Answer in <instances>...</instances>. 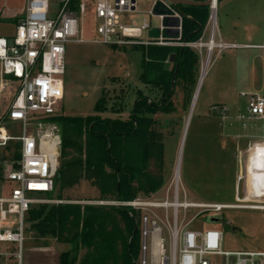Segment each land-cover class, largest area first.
<instances>
[{"label": "rangeland", "instance_id": "rangeland-1", "mask_svg": "<svg viewBox=\"0 0 264 264\" xmlns=\"http://www.w3.org/2000/svg\"><path fill=\"white\" fill-rule=\"evenodd\" d=\"M219 2L216 9L217 40L220 38L219 21L224 13L225 3L256 2L257 5L260 4V16L257 22H253L255 27L231 28V33L237 34L232 41L236 43L264 41V0ZM155 4L156 0H138L136 11L122 14V22L127 25H140L144 18L148 19L151 28L142 31L140 36L142 40L150 38L149 30L160 24L159 17L153 12ZM58 9V0H50L49 15H53ZM85 20L84 36L92 38L95 35L92 28L95 21L92 13H88ZM3 27L9 29L11 33L15 32L12 25ZM209 32L210 26L205 27L204 39L208 38ZM249 35L253 38L249 39ZM141 71L142 52L134 48L133 44L111 45L91 41H68L66 72L63 75L65 94L59 103L57 114L73 116L92 114L95 112L96 102L104 92L108 99V109L101 115L127 118L138 89H143L153 102H158L161 98L159 90L143 84L140 79ZM13 90V88L0 90V115L6 112L13 98ZM249 91L264 93V47L238 44L237 47L225 49L220 53L215 49L192 112L190 110L193 97L189 105L185 106L184 95L178 89L176 96L173 97L176 110L169 114L162 112L153 114L161 121L165 144L166 179L165 184L154 195L164 198L168 194L172 198L177 167L181 200L239 205L237 208L223 209L217 214H214V211H203L191 222V225L201 229L208 227L221 229L222 250L264 249V209L248 207L264 205L259 186V170L261 160H264V119L248 115L247 98L241 93ZM215 104L224 106L226 110L214 112L211 107ZM119 109L123 110L116 113L115 111ZM5 124L10 133L22 134L21 121L9 120ZM24 126L25 133L35 137L38 133L60 134L59 125L52 117L32 114ZM12 153L14 147L7 150L0 148V180L12 168ZM16 163L17 160H13V164ZM7 186H14V182L8 183ZM68 193L70 199L55 197L54 199L80 203L98 201L89 199L95 190L85 182L70 189ZM179 211L181 221L184 211L191 219L197 209L181 208ZM158 212L164 217L163 210ZM169 213L171 215V209ZM217 215L221 216V221L212 222L210 218ZM160 224L163 226L165 246L169 251L170 232L166 226ZM68 248V244L60 243L53 237L36 240L28 227L24 241V264H58V255ZM10 249L17 250V244L0 242L1 252ZM84 252L85 249L81 254ZM210 259L213 264H225L223 255H212ZM140 260L141 254L138 264ZM1 262L0 259V264Z\"/></svg>", "mask_w": 264, "mask_h": 264}, {"label": "built area", "instance_id": "built-area-1", "mask_svg": "<svg viewBox=\"0 0 264 264\" xmlns=\"http://www.w3.org/2000/svg\"><path fill=\"white\" fill-rule=\"evenodd\" d=\"M158 0H156L157 2ZM72 2L76 5L72 7ZM138 0H58L59 9L50 14V0H28L24 17L11 37L0 36V90L14 89L10 104L0 115V148L11 140L21 144L20 158L0 180V242L17 244V250L0 251L1 264H24V241L27 232V212L33 204L61 202L41 195L52 192L59 166L60 134L45 133L35 137L25 133V123L32 114L42 117L58 113V106L65 94L63 75L66 72V43L96 42L111 45L158 44L188 46L200 56V72L209 67L215 49L221 51L237 47V43L216 39L217 4L210 5L207 39L203 34L196 40L182 39L183 16L168 2L164 3L174 16L180 18L177 37L140 38L143 30L151 28L148 19L140 25L122 22V14L137 10ZM88 13L94 18L95 35L84 36ZM161 20L163 15L158 16ZM136 31H139L137 33ZM205 50V57L203 58ZM247 98L246 108L250 117L264 119V93L242 92ZM214 112L224 111L217 104ZM21 121L23 132L10 133L6 122ZM14 182V186H7ZM94 203H106L98 200ZM129 205L142 211L140 264H213L210 256L223 255L225 264H264V249L222 250L223 231L217 227L198 228L191 225L203 211L214 214L226 208H237L234 203L190 202L179 198V175L175 168L172 198L156 195H138L130 201H107ZM197 209L192 218L185 214L179 221L180 209ZM171 209V215L169 210ZM158 210L164 211V217ZM162 223L170 232L171 245L167 251ZM149 254V258H148Z\"/></svg>", "mask_w": 264, "mask_h": 264}, {"label": "trees", "instance_id": "trees-1", "mask_svg": "<svg viewBox=\"0 0 264 264\" xmlns=\"http://www.w3.org/2000/svg\"><path fill=\"white\" fill-rule=\"evenodd\" d=\"M178 8L184 14L182 39H198L207 25L210 6L179 4ZM133 47L142 52L141 81L159 90L160 100L153 102L138 89L127 118L109 117L101 115L108 109L102 92L92 114L48 116L59 125L61 149L54 190L42 197L70 199L68 191L85 182L95 190L90 200L130 201L138 195H153L165 184L163 131L153 114L174 112L178 89L185 106L189 105L200 75V56L188 46ZM173 53L176 58L169 61ZM11 147V160H18L20 142L11 140L4 149ZM26 219L27 230L36 240L53 237L69 245L58 255V264H138L140 209L110 203L45 202L33 204Z\"/></svg>", "mask_w": 264, "mask_h": 264}, {"label": "crops", "instance_id": "crops-1", "mask_svg": "<svg viewBox=\"0 0 264 264\" xmlns=\"http://www.w3.org/2000/svg\"><path fill=\"white\" fill-rule=\"evenodd\" d=\"M27 2L28 0H0V36L11 37L15 33H11L9 29L3 26L12 25L16 30V26L24 17ZM219 4L220 2H218L217 5L219 6ZM259 5L260 4L257 5L256 2L225 3V7L223 9L224 13L219 21V37L222 38L224 41L236 43L235 41H232V38H236L237 34L231 33V28H237L238 26H241L240 28H242V26H244L248 29H251V27H255V25H253V22H257L258 17L260 16ZM170 33L173 34V32L171 31ZM152 34H156V32L153 31ZM248 38L252 39L253 37L249 35ZM237 44L250 47H264V41L259 43L240 42Z\"/></svg>", "mask_w": 264, "mask_h": 264}, {"label": "water", "instance_id": "water-1", "mask_svg": "<svg viewBox=\"0 0 264 264\" xmlns=\"http://www.w3.org/2000/svg\"><path fill=\"white\" fill-rule=\"evenodd\" d=\"M164 1L168 2L182 16H184V14L179 10V8H178L179 4L210 6L214 2V0H158L154 6L153 12L157 16L163 15V17L160 20V25L149 31V37H151V38H157L159 36L177 37L179 34L177 27L180 24V18L178 16H174L172 14V11L166 6ZM216 1L218 2L220 0H216ZM153 31H155L156 34H152ZM170 31L173 32V34H171ZM136 32L139 33V31H136ZM175 58H176V54L173 53L170 55L169 59H170V61H174ZM201 79H202V72H200L197 88H196V91L193 95L192 107H193V103L195 101L196 94L199 91V88L201 86ZM192 107H191L190 111H192ZM210 220L212 222H217V221L219 222V221H221V216L220 215L212 216L210 218Z\"/></svg>", "mask_w": 264, "mask_h": 264}, {"label": "bare ground", "instance_id": "bare-ground-1", "mask_svg": "<svg viewBox=\"0 0 264 264\" xmlns=\"http://www.w3.org/2000/svg\"><path fill=\"white\" fill-rule=\"evenodd\" d=\"M214 4L215 5L217 4V1L216 0H214ZM205 73H206V70L204 69L203 70V75H202L201 82H202V80H203V78L205 76ZM198 92L196 94L195 101L197 99ZM195 101L193 103L192 110L194 109ZM177 175H179L178 171H177ZM259 177H260V179H259V184L260 185L259 186L261 188L262 198L264 199V160H261V165H260V170H259ZM242 207H244V206H242ZM248 207L255 208V209H264V205H252V206L249 205Z\"/></svg>", "mask_w": 264, "mask_h": 264}]
</instances>
